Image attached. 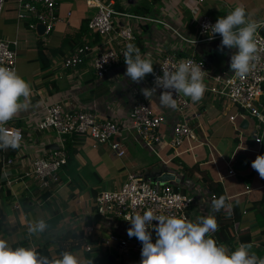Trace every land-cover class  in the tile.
Listing matches in <instances>:
<instances>
[{
	"label": "crops",
	"instance_id": "obj_1",
	"mask_svg": "<svg viewBox=\"0 0 264 264\" xmlns=\"http://www.w3.org/2000/svg\"><path fill=\"white\" fill-rule=\"evenodd\" d=\"M128 4L130 13L136 7L146 6L149 12L145 17L167 22L191 38L196 37L197 21L202 16L218 19L238 6L245 9L249 20L264 22V0H161L158 4L128 0ZM7 10L0 17V32L6 35V39L18 42L17 61L19 55H25L26 64L21 70L17 67V74L20 72L19 76L30 84L32 95L30 106L3 124L23 129L25 140L18 146L19 152L11 157L14 164L10 171L12 178L17 179L11 188L1 185L3 160L0 156V220L4 221L0 240L6 241L11 248L16 243L25 241L29 244L26 249L35 251L41 264H44L38 249L49 238L56 239L70 231L76 235L77 241L83 239L91 242V251H87V246L82 245L70 252L80 260V264H140L135 254L121 255L117 250L118 240L129 237L127 230L130 225L99 218L94 201L101 191L121 187L131 174L158 182L159 177L167 172L176 178L167 184L195 199V205L189 213L190 221L195 222L200 216L212 215L211 201L215 194L203 182L204 177L211 179L214 187L220 185L227 202L241 214L237 237L231 244L220 241L216 232L211 234V238H217L229 252L244 243L243 239H248L246 243L252 245L251 251L257 256L258 251L264 250V223L260 225L257 221L260 213L255 206L264 197V179L251 167L258 155H264V141L261 145L254 142L256 121L252 117L240 115L238 107L210 92H205L203 98L196 103L187 97L192 103V113L199 116L193 118L192 122L198 141L185 142L181 147L173 148L170 143L179 116L175 109L162 107L159 95H156L152 99V108L164 117V123L160 129L162 131L159 130L161 141L157 146V154L151 153L150 156L146 146L136 142L134 135L126 130L130 126L132 109L144 97L141 89H149L150 75L143 81L134 83L125 76L126 64L123 63L111 69L105 78L99 79L90 65V59L76 71L64 70L62 67L64 56L93 38L89 22L95 15L94 10L87 6L86 0H61L59 21L47 36L41 35L38 28L29 29L25 21L18 19L13 6ZM118 22L120 25L124 24L122 18ZM134 27L138 29L134 31L137 37L135 46L140 50L142 58L151 60L153 69L159 66L166 53L184 58L192 55L195 50V56L209 65L210 73L218 69L227 76L234 74L230 70V57L236 49L225 48L223 52L219 51L222 39L200 44L194 49L191 46L185 47L161 23L138 21L134 23ZM258 30L264 35V26ZM40 49H43L48 63L45 69L40 62ZM206 84L211 85L209 81ZM260 104L264 112V94ZM54 105H61L69 114L91 110L102 119L117 120L122 130L117 140L124 145L126 155L116 156L110 144L97 145L92 138L71 136L78 149L77 177L64 173L66 181L62 180L63 186L60 189L49 197L43 196L42 200L37 196L40 207L31 200L26 208L23 206V198L33 197L38 191L30 179L20 180L19 177L36 157H44L61 146L57 132L47 131L37 139L39 133L27 126L43 120L47 109ZM232 117H235V121L231 120ZM240 156L248 159L244 170H237L235 167ZM184 166L192 168L193 172L185 173ZM231 168L235 170L234 175L230 174ZM80 188L84 190L81 191ZM201 200L207 201L208 206H202ZM16 204L21 205L20 211L15 209ZM6 206L11 208L10 212H6ZM60 217L62 223L55 224L59 227L56 230L46 228L43 232L26 234L29 226L35 222L43 220L47 225L52 218L56 220ZM152 239L156 241V234H152ZM50 254L60 259L63 253L57 254L55 247H51ZM132 255L134 259H129Z\"/></svg>",
	"mask_w": 264,
	"mask_h": 264
},
{
	"label": "built area",
	"instance_id": "obj_2",
	"mask_svg": "<svg viewBox=\"0 0 264 264\" xmlns=\"http://www.w3.org/2000/svg\"><path fill=\"white\" fill-rule=\"evenodd\" d=\"M10 0H0V17L3 15L6 4ZM15 4L18 19L25 21L28 28L36 30L39 25L45 27L44 35H50L59 21L58 9L61 0H11ZM203 2V0H200ZM128 7V0H86L88 7L97 9V14L89 22V30L93 38L85 45L71 51L62 58L64 70L76 71L91 60V67L99 79L107 76L109 71L124 63V53L129 44L135 45L137 37L132 27V20L140 22H156L163 24L172 31L184 44L185 47L196 48L198 45L222 39L220 35L211 34L210 28L205 25H214L217 19L210 16H202L197 21V35L193 39L196 44L188 43V38L177 28L167 22L157 21L145 16L133 15L127 11L117 9V5ZM122 18L124 24L120 25L118 19ZM256 41L261 49L260 59L256 66L246 77L227 76L215 69L210 73V67L206 61L192 55L181 58L174 53H166L160 61L159 66L154 69L155 75H150L149 89L154 88L155 77L162 76L163 70H175L181 60H192L200 65L205 71L204 83L206 91L224 99L228 104L238 107L240 115L250 116L255 121L253 133L254 142L261 145L264 141V112L260 99L264 94V35L257 29ZM95 44V45H94ZM17 41H10L0 38V67H7L17 73ZM209 81L211 85L206 84ZM161 89L149 98L145 96L135 105L130 113V126L126 127L127 132L134 135L136 142L144 144L151 152H157V146L161 141L159 130L164 123V117L157 114L152 108V99L160 95ZM177 101L175 111L179 120L173 129V136L170 146L181 147L185 142L198 141V135L192 128L193 118L199 117L192 113V103L182 93L174 95ZM194 114V115H193ZM235 121V117L231 118ZM28 128L38 133L55 131L59 135L61 146L52 150L46 156L36 157L27 170L19 177L20 180L30 179L36 186L38 192L53 193L63 186L60 171L68 163V153L65 143L68 137L92 138L97 145L110 144L112 151L118 157L126 155L124 145L117 140L122 132L117 120L100 118L91 110L66 113L61 105H54L47 109L43 120L37 124L29 123ZM2 133L6 139L18 142L19 146L25 140L24 130L21 128L2 125ZM34 133V132H33ZM259 141V142H258ZM1 181L12 187L17 179L12 178L10 168L14 164L12 158L2 157ZM234 175L235 170L230 169ZM39 204V202L37 203ZM195 205L192 195L176 191L173 186L167 183L154 182L144 176L131 174L125 183L116 190L101 191L95 201L94 207L99 218H108L130 223L125 217L141 214L149 209L155 215L187 217L190 221V212ZM15 209H22L20 204ZM158 222L153 221V224ZM152 234H155L153 232ZM219 244L220 241L215 239ZM91 251V247H86ZM117 250L121 255L133 253L138 262H141L142 244L137 239L120 238L117 242Z\"/></svg>",
	"mask_w": 264,
	"mask_h": 264
},
{
	"label": "clouds",
	"instance_id": "obj_3",
	"mask_svg": "<svg viewBox=\"0 0 264 264\" xmlns=\"http://www.w3.org/2000/svg\"><path fill=\"white\" fill-rule=\"evenodd\" d=\"M264 26L249 20L243 7H236L228 15L218 18L210 28L211 34L222 37L219 51L225 48L236 51L230 57V70L235 76L246 77L254 70L260 59L261 49L258 48L257 29ZM193 46L196 40L188 38ZM126 64L125 76L134 83H139L148 75H155L152 62L143 57L135 45L129 44L124 53ZM205 71L192 60H181L175 70L164 71L162 76L155 77V87L141 89L146 97H152L159 88V102L162 107L175 109L177 101L174 95L183 94L193 103L199 102L206 91L204 83ZM32 89L14 70L0 67V147H18V142H12L2 134V125L13 119L20 111L26 110L31 103ZM259 142V141H258ZM251 167L264 179V155H258ZM226 197L221 196L211 201V208L219 211L231 208L226 203ZM202 206H208L207 201H200ZM130 223L127 230L129 238L135 237L142 244L140 264H264V258H259L250 243H241L234 250L217 243L211 234L218 230L214 216H200L195 222L187 217L155 215L151 209L143 215L135 214L125 217ZM153 221L158 222L153 224ZM47 225L39 220L29 226V234L43 232ZM156 234L155 243L152 233ZM0 264H41L37 253L25 248L13 250L7 242L0 240ZM52 264H80V260L69 252H64L62 258Z\"/></svg>",
	"mask_w": 264,
	"mask_h": 264
},
{
	"label": "trees",
	"instance_id": "obj_4",
	"mask_svg": "<svg viewBox=\"0 0 264 264\" xmlns=\"http://www.w3.org/2000/svg\"><path fill=\"white\" fill-rule=\"evenodd\" d=\"M144 1H151L153 4H158L161 2V0H144ZM118 10H121L119 6H117ZM133 15H138V16H146L145 14H148L149 9L146 6H139L136 7L135 11H132ZM88 27V24H87ZM86 30V27L84 26V31ZM95 45V44H94ZM82 45H78L74 48V50H76L77 48L81 47ZM73 50V51H74ZM44 51L43 49L39 50V57H40V62L42 63V68L45 69L46 67H48V63H46L45 57L43 55ZM46 65V66H45ZM73 137V136H72ZM72 137H68L65 143V148L66 151L68 153V163L66 166L63 167V169L66 170V173H68L69 175L71 174V176L73 177H77L76 175V170L78 169L77 166V162H76V154H78V149H77V145H75L74 140L71 139ZM19 152V147H7V148H3L0 147V156L1 157H5V158H13L17 153ZM62 169V170H63ZM183 171L185 173H192L193 169L189 168L187 166H184ZM65 173V172H64ZM203 182L205 184H207L209 190L215 194V198H219L221 196H224V193L222 191V187L220 185L218 186H213L214 183L211 179H209L208 177H204ZM1 185L4 187L5 182L1 181ZM2 187V188H3ZM81 191L84 190V188H80ZM41 193L39 199L42 200L41 198H43V196L45 197H49L51 195L50 192H38ZM32 197L30 196H25L23 198V206L24 207H28L30 205L31 199ZM227 198V197H226ZM226 203L227 199H226ZM256 210L259 211V218H258V222L260 225H263V219H264V197L263 199L258 202L256 205ZM212 216H214L217 220L218 223V230L216 231L217 237L220 241L227 243V244H231V242L233 240H235V238L237 237L236 235V231L239 229V225H240V221H241V214H239L238 210L235 207H231V208H223L219 211H212ZM3 220H0V230L3 224ZM72 234V235H71ZM66 237H70L74 240L75 244L69 246V247H65L64 244L60 243L59 240H65ZM75 238V239H74ZM58 241V245L59 246H55V241ZM242 242L246 243L248 242V239H243ZM82 245H86L89 246L91 245V242L88 240H83L80 239V241H77V237L76 235L72 232L70 233L67 232L66 235L64 236H60L57 237L55 240H46V242L38 249V254H40L43 258L44 264H52L53 261L57 260V257H52L50 254V248L51 247H55L57 254H62L64 252H73L75 250H77L78 248H80V246ZM29 246V244L25 243V241H21L19 243H16L15 245H13L12 249L15 250L17 248H27ZM264 254V250L258 251ZM90 254H88L89 256ZM259 256L261 255L260 253L258 254ZM261 258V257H260Z\"/></svg>",
	"mask_w": 264,
	"mask_h": 264
},
{
	"label": "rangeland",
	"instance_id": "obj_5",
	"mask_svg": "<svg viewBox=\"0 0 264 264\" xmlns=\"http://www.w3.org/2000/svg\"><path fill=\"white\" fill-rule=\"evenodd\" d=\"M12 6L15 8V4L10 0L7 4H6V7H5V10H4V12H3V15H5L6 13H7V9H11L12 8ZM117 6H119L120 7V9H121V11H127V12H130L129 11V6L126 8V7H121V5H119V3H118V5ZM91 8V7H90ZM93 10H94V15H96L97 14V9H94V8H92ZM16 12V11H15ZM211 18H215V17H213V16H210ZM138 21H136V20H132V27L134 28V31H137L138 29L136 28V27H134V23H137ZM158 28H160V27H158ZM31 34H33V32H31V31H29ZM136 33V32H135ZM182 33L183 34H185V32H183L182 31ZM34 35V34H33ZM0 38H5L6 39V35H4V34H2L1 32H0ZM18 49V48H17ZM26 64V57H25V55L24 54H21V55H19V57H18V61H17V67H18V70H21V68L24 66ZM19 75H20V72H19ZM186 97V96H185ZM187 98V97H186ZM188 99V98H187ZM190 100V99H189ZM160 131H162V130H160ZM42 133H45V132H41V133H39L38 135H37V139H39V137H40V135L42 134ZM147 150V149H146ZM150 152V153H149ZM151 153H154L155 155L157 154V153H155V152H151V151H149V150H147V154L148 155H150L151 156ZM156 157V156H155ZM64 172L66 173V170L65 169H63V170H61L60 171V176H61V179L63 180V181H66V175H69L68 173H66V175H64ZM125 183V182H124ZM123 183V184H124ZM106 190H110V189H106ZM40 195H41V193H37V194H35L31 199L34 201V203L36 204V205H38L37 204V202H38V197H40ZM38 196V197H37ZM39 207L41 206V205H38ZM10 210H11V208L9 207V206H6V212H10ZM95 212H96V209H95ZM61 217L60 218H57L56 220H54L53 218H52V221L50 222V223H48L47 224V227L46 228H49L48 230H50V231H53V230H56L57 228H59V227H56V225L55 224H57L58 222H61ZM62 223V222H61ZM60 223V224H61ZM119 224H124L122 221H120V222H118ZM131 226V225H130ZM129 226V227H130ZM52 233H55V232H52ZM26 234H29V231H27V233ZM122 238H126V239H136L135 237H133V238H129V237H122ZM50 240H55V237L54 238H49ZM109 240V239H108ZM155 241V240H154ZM153 241V239H152V242H154ZM59 242L60 243H62V244H64L65 245V247H69V246H71V245H73V244H75V242H74V240L72 239V238H70V237H66L65 238V240L63 241H61V240H59ZM55 246H59L58 245V241L56 240L55 241ZM261 254L260 256H259V258L261 257V258H263L264 256H263V253H261V252H258V254ZM129 259H134V256L132 255V256H130L129 257ZM134 261V260H133Z\"/></svg>",
	"mask_w": 264,
	"mask_h": 264
},
{
	"label": "water",
	"instance_id": "obj_6",
	"mask_svg": "<svg viewBox=\"0 0 264 264\" xmlns=\"http://www.w3.org/2000/svg\"><path fill=\"white\" fill-rule=\"evenodd\" d=\"M38 32L41 35H43L44 32H45V27L42 26V25H39ZM247 164H248V159L245 156H240L237 159V163H236L235 167H236L237 170H244L246 168ZM175 180H176V178H175V176L173 174H170V173L166 172L163 175H161V177H159L158 182L169 183V182H173Z\"/></svg>",
	"mask_w": 264,
	"mask_h": 264
}]
</instances>
